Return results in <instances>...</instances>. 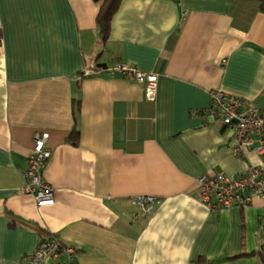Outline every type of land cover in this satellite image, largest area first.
I'll list each match as a JSON object with an SVG mask.
<instances>
[{
  "label": "crops",
  "instance_id": "crops-1",
  "mask_svg": "<svg viewBox=\"0 0 264 264\" xmlns=\"http://www.w3.org/2000/svg\"><path fill=\"white\" fill-rule=\"evenodd\" d=\"M98 9L0 0V264H22L47 234L78 264H256L231 258L264 242V200L210 211L196 180L264 171V156L233 155L210 95L264 106V13L231 0H121L100 44ZM120 64L158 76L154 102L111 74ZM35 133L49 136L51 206L25 192ZM134 196L158 203L144 215Z\"/></svg>",
  "mask_w": 264,
  "mask_h": 264
},
{
  "label": "built area",
  "instance_id": "built-area-1",
  "mask_svg": "<svg viewBox=\"0 0 264 264\" xmlns=\"http://www.w3.org/2000/svg\"><path fill=\"white\" fill-rule=\"evenodd\" d=\"M115 73L123 80L142 85L145 99L155 101L158 84L156 74L127 64L116 66L111 74ZM210 95L211 106L220 116L222 124L234 131L233 155L243 158L244 151L250 150L257 156H264V106L255 107L218 90L212 91ZM47 141V133L34 134L23 174L26 179L25 192L33 196L38 207L51 206L55 201L53 190L42 177V171L51 157ZM196 182L199 186L197 199L210 211L246 208L253 195L264 200V171L258 167L250 166L245 174L233 178L220 173L203 175ZM131 202L144 215L152 212L158 203L152 196H134ZM75 254L74 247L63 245L55 235L47 234L22 264H78Z\"/></svg>",
  "mask_w": 264,
  "mask_h": 264
},
{
  "label": "trees",
  "instance_id": "trees-1",
  "mask_svg": "<svg viewBox=\"0 0 264 264\" xmlns=\"http://www.w3.org/2000/svg\"><path fill=\"white\" fill-rule=\"evenodd\" d=\"M99 3L98 13L96 15V27L98 40L100 44L105 43L109 36L110 32V20L114 13L117 11L121 0H94ZM231 1H241V2H251L256 4L257 10L264 13V0H231ZM1 39V35H0ZM78 108L76 107V110ZM78 139V132L73 131L70 133L68 140L71 142H76ZM261 232H264V224L260 225ZM252 256L255 258L256 264H264V242L259 246V248L253 253H244L240 252L238 255L234 256L231 259ZM201 263V260H198V264Z\"/></svg>",
  "mask_w": 264,
  "mask_h": 264
},
{
  "label": "bare ground",
  "instance_id": "bare-ground-1",
  "mask_svg": "<svg viewBox=\"0 0 264 264\" xmlns=\"http://www.w3.org/2000/svg\"><path fill=\"white\" fill-rule=\"evenodd\" d=\"M48 138H49V136H48Z\"/></svg>",
  "mask_w": 264,
  "mask_h": 264
}]
</instances>
